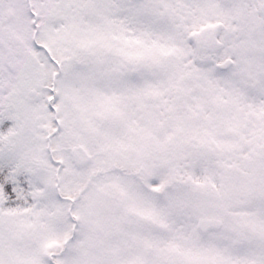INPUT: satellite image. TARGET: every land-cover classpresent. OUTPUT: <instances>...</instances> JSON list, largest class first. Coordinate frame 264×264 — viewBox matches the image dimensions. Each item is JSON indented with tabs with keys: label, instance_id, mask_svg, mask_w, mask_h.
Segmentation results:
<instances>
[{
	"label": "snow or ice",
	"instance_id": "6c2138e0",
	"mask_svg": "<svg viewBox=\"0 0 264 264\" xmlns=\"http://www.w3.org/2000/svg\"><path fill=\"white\" fill-rule=\"evenodd\" d=\"M0 264H264V0H0Z\"/></svg>",
	"mask_w": 264,
	"mask_h": 264
}]
</instances>
